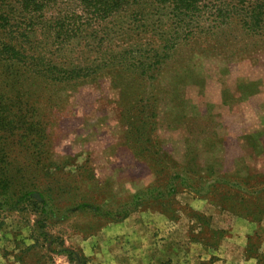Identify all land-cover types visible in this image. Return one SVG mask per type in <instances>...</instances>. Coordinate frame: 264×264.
<instances>
[{
  "label": "rangeland",
  "instance_id": "1",
  "mask_svg": "<svg viewBox=\"0 0 264 264\" xmlns=\"http://www.w3.org/2000/svg\"><path fill=\"white\" fill-rule=\"evenodd\" d=\"M218 4L151 76L118 66L49 88L42 143L19 155L31 191L0 215V264H149L158 240L214 249L235 230L232 264H264V23H214ZM133 9L109 22L111 50L172 31L160 9L147 26Z\"/></svg>",
  "mask_w": 264,
  "mask_h": 264
},
{
  "label": "trees",
  "instance_id": "2",
  "mask_svg": "<svg viewBox=\"0 0 264 264\" xmlns=\"http://www.w3.org/2000/svg\"><path fill=\"white\" fill-rule=\"evenodd\" d=\"M62 1L0 0V215L18 208L31 191L19 155L24 147L36 149L42 143L40 102L53 98L49 90L84 83L98 71L118 66L151 76L179 38L201 27L207 0H66L60 6ZM217 2L209 12L214 23L235 14L253 29L262 27L264 0ZM132 7L129 19L145 26L153 21V10L165 12L172 33L161 34L157 46L131 43L111 50L115 30L108 24ZM27 204L37 211L46 208V201Z\"/></svg>",
  "mask_w": 264,
  "mask_h": 264
},
{
  "label": "crops",
  "instance_id": "3",
  "mask_svg": "<svg viewBox=\"0 0 264 264\" xmlns=\"http://www.w3.org/2000/svg\"><path fill=\"white\" fill-rule=\"evenodd\" d=\"M173 228V226L169 227V231H172L170 233L167 228V234H172ZM239 234L240 231H232L231 235L221 239L214 249L209 244H192L189 235L184 236L185 244H177L178 239L173 237L158 240V244H153V261L149 264H232L241 251ZM163 242L166 244H162ZM193 245H196L195 252L192 251ZM133 264H141V262H133Z\"/></svg>",
  "mask_w": 264,
  "mask_h": 264
}]
</instances>
